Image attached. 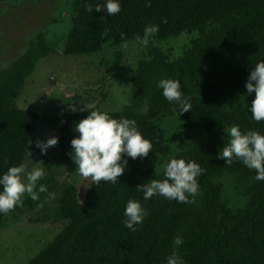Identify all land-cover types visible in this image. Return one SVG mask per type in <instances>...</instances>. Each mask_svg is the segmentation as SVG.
Returning <instances> with one entry per match:
<instances>
[{"label":"trees","instance_id":"16d2710c","mask_svg":"<svg viewBox=\"0 0 264 264\" xmlns=\"http://www.w3.org/2000/svg\"><path fill=\"white\" fill-rule=\"evenodd\" d=\"M118 2L121 11L109 16L95 11L97 4L106 5L107 0H77L64 56L92 55L137 43L146 26L159 25L149 38L147 57L131 76L132 102L120 112L107 113L117 120L135 119L153 150L143 159L125 156L128 165L120 182L92 183L83 206L77 188L65 187L57 219L68 225L29 264H166L176 236L184 241L176 250L184 264H264V181H257L255 170L238 160L226 165V160L217 158L226 144L224 129L239 126L242 132L264 134V121H255L250 111L255 93L248 95L245 88L253 67L264 62V0H150L151 7L146 6L149 0ZM105 29L108 35L102 38ZM185 33L197 37L177 60L154 46L153 42ZM52 53L46 33H39L19 60L0 70V176L25 159L39 116L19 109L17 101L36 64ZM162 79L180 82L183 96L190 97L191 111L180 115L179 104L164 98L157 87ZM89 114H61L46 123L60 124L59 142L50 150L61 153L68 174L77 172L69 155L71 140L79 136L74 124ZM171 116L194 135L183 143L190 138L198 141L174 154L163 126L164 118ZM173 158L195 161L205 170L197 177L195 203H178L160 195L144 200L136 186L163 180L164 165ZM225 179H231L244 196L242 205L232 206L225 198ZM130 199L139 201L148 213L136 231L124 224ZM39 205L40 200H23V206L12 211L17 212L14 221L20 220L25 209L32 211ZM5 221L6 215L0 213V230Z\"/></svg>","mask_w":264,"mask_h":264},{"label":"rangeland","instance_id":"374dc122","mask_svg":"<svg viewBox=\"0 0 264 264\" xmlns=\"http://www.w3.org/2000/svg\"><path fill=\"white\" fill-rule=\"evenodd\" d=\"M76 2L9 0L0 4V70L19 60L39 33H46L48 48L53 52L36 64L18 99L22 98V102L17 103L19 109L39 116L23 164L27 171L34 167L45 170V177L38 181L35 189L40 205L32 211L25 209L18 222L14 221L17 212L6 215L0 230V264H29L42 253L68 225L67 221L57 219L64 188L75 186L82 204L93 183L90 178L79 177L77 172L68 174L60 152L49 148L43 154L36 147L38 140L46 142L51 137H60L59 122L52 126L46 123L61 114L81 112L89 104L101 112L122 111L133 99L131 76L138 62L148 54L146 47L131 42L126 48L124 44L97 54L64 56L66 41L77 16L74 11ZM196 37L197 34L185 33L163 43H153L174 61L183 56ZM163 126L173 154L198 142L196 138H190L183 143L187 136L194 135L176 117L164 118ZM222 140L226 143L225 131ZM227 178L232 179L231 176ZM231 179H225V198L232 206L242 205L245 198L234 188ZM41 184L47 186L44 193H39ZM49 193H54L55 198H50ZM25 199L31 198L26 194Z\"/></svg>","mask_w":264,"mask_h":264},{"label":"clouds","instance_id":"9594fccd","mask_svg":"<svg viewBox=\"0 0 264 264\" xmlns=\"http://www.w3.org/2000/svg\"><path fill=\"white\" fill-rule=\"evenodd\" d=\"M146 6L151 7L150 0ZM86 8L89 12L93 11L91 5H87ZM95 11L114 16L121 11V5L118 0H107L106 5L97 4ZM164 22L166 23V20ZM158 31L159 25H148L145 27L143 37H136V42L146 47L149 38ZM101 35L102 38L107 36L108 30L105 29ZM124 47L126 48L127 44ZM157 87L163 90V96L169 103L179 104L180 115L191 111L190 97L183 96L179 81L162 79ZM245 88L248 95L255 93L250 108L252 118L257 122L264 121V62H259L253 67ZM21 102L22 98L17 101L18 104ZM85 106L82 110L90 114L74 124V131L78 132L79 136L71 140L72 151L69 153L76 166V174L83 179L90 178L95 185H100L101 181L112 184L120 182L119 177L124 174L128 165V160L124 157L133 160L147 158L153 150V144L138 130L135 119L117 120L106 112L93 110V105ZM73 110L75 111V108ZM224 130L227 133V140L217 158L226 160V165L238 160L248 169L255 170L257 181H264V134L255 130L242 132L239 126ZM58 142V137H51L46 142L36 141V147L46 154L48 149L56 146ZM204 171L195 161L186 162L184 159L173 158L164 165L163 180L151 179L147 183L137 185L136 190L143 193L144 200L160 195L170 201L192 204L195 203L194 197L199 193L197 177ZM45 175L43 168L34 167L27 171L23 163L10 167L0 176V186L3 188L0 191V213L7 215L17 206L22 207L26 194L33 201L39 200V194L35 189L38 181ZM46 191L47 186L41 184L39 193ZM49 196L55 198L54 193H49ZM147 214L139 201L130 199L124 212L126 217L124 224L132 231H136L135 226L142 224ZM183 242L181 236L173 239V252L167 257L166 264H184L176 251Z\"/></svg>","mask_w":264,"mask_h":264}]
</instances>
